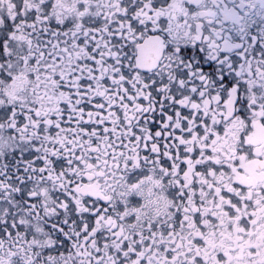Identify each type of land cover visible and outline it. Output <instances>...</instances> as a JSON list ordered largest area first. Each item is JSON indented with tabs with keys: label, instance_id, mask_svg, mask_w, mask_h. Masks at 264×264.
I'll list each match as a JSON object with an SVG mask.
<instances>
[{
	"label": "snow or ice",
	"instance_id": "1",
	"mask_svg": "<svg viewBox=\"0 0 264 264\" xmlns=\"http://www.w3.org/2000/svg\"><path fill=\"white\" fill-rule=\"evenodd\" d=\"M0 264H264V0H0Z\"/></svg>",
	"mask_w": 264,
	"mask_h": 264
}]
</instances>
